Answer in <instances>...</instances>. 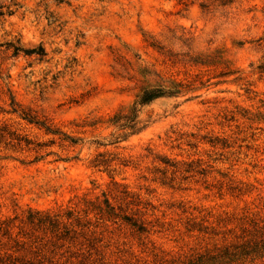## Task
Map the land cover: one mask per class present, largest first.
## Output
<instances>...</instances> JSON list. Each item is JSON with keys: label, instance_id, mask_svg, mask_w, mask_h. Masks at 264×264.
Here are the masks:
<instances>
[{"label": "rangeland", "instance_id": "rangeland-1", "mask_svg": "<svg viewBox=\"0 0 264 264\" xmlns=\"http://www.w3.org/2000/svg\"><path fill=\"white\" fill-rule=\"evenodd\" d=\"M263 38L264 0H0V264H264Z\"/></svg>", "mask_w": 264, "mask_h": 264}, {"label": "trees", "instance_id": "trees-1", "mask_svg": "<svg viewBox=\"0 0 264 264\" xmlns=\"http://www.w3.org/2000/svg\"><path fill=\"white\" fill-rule=\"evenodd\" d=\"M236 1H238V0H215V2L220 3V5H222V6L232 4ZM261 41L264 42V38L261 39ZM260 69L264 70V66L260 67ZM165 94H166V91H164V89H162V88L145 89L143 91V93L141 94V96L139 97V105L141 107H143V106L151 103L152 101L164 96ZM169 94H173V93L170 92ZM12 110H13V113H15L17 111L15 107H13ZM138 112H139V110L134 109L132 111L131 115H127V116H123V117H116L113 122L114 123L124 122V124H122V126H121L122 129H127V128L134 129V127L138 124L136 122ZM24 119L28 120L29 122H34V119L30 118L28 116H25ZM35 123L38 124L37 122H35ZM48 130L49 129H47V131Z\"/></svg>", "mask_w": 264, "mask_h": 264}]
</instances>
